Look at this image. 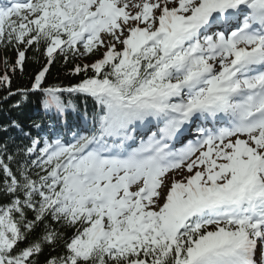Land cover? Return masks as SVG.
Returning <instances> with one entry per match:
<instances>
[{
  "label": "snow or ice",
  "instance_id": "obj_1",
  "mask_svg": "<svg viewBox=\"0 0 264 264\" xmlns=\"http://www.w3.org/2000/svg\"><path fill=\"white\" fill-rule=\"evenodd\" d=\"M0 47L71 133L0 126V264H264V0H8Z\"/></svg>",
  "mask_w": 264,
  "mask_h": 264
},
{
  "label": "trees",
  "instance_id": "obj_2",
  "mask_svg": "<svg viewBox=\"0 0 264 264\" xmlns=\"http://www.w3.org/2000/svg\"><path fill=\"white\" fill-rule=\"evenodd\" d=\"M29 59L27 60L24 72L21 74L19 71L13 76L12 79V89L16 90L18 88H25L30 84V78L34 74L35 70L39 67V64L33 59L34 53L29 51L27 54ZM7 56L10 61H14L16 56L12 49H4L0 47V61ZM91 59H95L92 57ZM91 59H84L82 63H90ZM40 62H43V58L39 57ZM3 65L0 63V68ZM71 65L65 66L62 60H57V62L51 67L50 72L47 76L49 83H61L67 86L69 83L74 82V78L68 75V69ZM7 95L6 92L0 91V97ZM20 97L9 98L8 100L0 99V126L8 124L12 120H16L23 127L24 131L32 129V122L39 119L43 115L52 117V113L44 114L42 112V105L37 102L35 96L29 97L26 101L21 104V107L15 108L13 105L19 100ZM77 103L83 106L84 101L78 100ZM92 101L87 102L88 107L92 106ZM0 141H8L9 147L14 148L15 145L20 143H25L27 139L24 138L21 132L17 129L11 128L7 132L0 131ZM3 196L0 195V202L3 201ZM41 264L44 260V256L40 257Z\"/></svg>",
  "mask_w": 264,
  "mask_h": 264
}]
</instances>
